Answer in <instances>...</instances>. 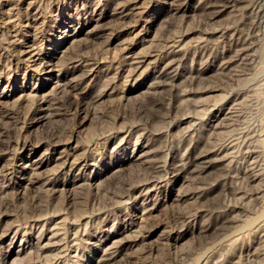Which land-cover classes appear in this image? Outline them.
<instances>
[{
	"label": "rangeland",
	"instance_id": "374dc122",
	"mask_svg": "<svg viewBox=\"0 0 264 264\" xmlns=\"http://www.w3.org/2000/svg\"><path fill=\"white\" fill-rule=\"evenodd\" d=\"M0 95V264H264V0H0Z\"/></svg>",
	"mask_w": 264,
	"mask_h": 264
},
{
	"label": "bare ground",
	"instance_id": "6f19581e",
	"mask_svg": "<svg viewBox=\"0 0 264 264\" xmlns=\"http://www.w3.org/2000/svg\"><path fill=\"white\" fill-rule=\"evenodd\" d=\"M174 4V3H173ZM179 5V4H178ZM169 6H170V4H169ZM173 7V6H172ZM132 10V9H131ZM101 19V18H100ZM96 22V21H95ZM99 22V21H98ZM63 23H65V26H63L62 27V29L60 30L61 31V35L59 36V39H61L60 40V42H58V44L56 45L57 46V48H63V49H61V53L63 54V53H65V51L67 50V47L64 49V47L69 43V42H71L72 41V39L73 38H75V36L77 35V33L79 32V30H77V26L76 25H74L73 23H67L66 21L65 22H63ZM102 25V24H101ZM94 30V29H93ZM92 32V31H91ZM98 32V31H97ZM92 34V33H91ZM95 35V34H94ZM80 37V36H79ZM72 38V39H71ZM23 45H25L24 47L25 48H27V50H25V51H29L28 50V48H31L33 45H31V43L29 42V41H26L25 42V44H23ZM70 45V44H69ZM68 53V52H67ZM64 56V55H63ZM43 57V56H42ZM59 57V56H58ZM65 58V57H64ZM63 58V59H64ZM130 58H131V60L133 61V62H138L139 60L137 59L138 58V56H136V55H130ZM77 65V64H76ZM56 66H57V64H56V62L54 61V58H51V59H49V61L46 63V66H45V68H44V70H45V72L44 73H46L47 74V82L48 81H52L53 80V78H52V76L54 75V72L57 70L56 69ZM83 66V65H82ZM169 66H171V65H169ZM81 68V67H80ZM59 71V70H58ZM65 75V74H64ZM65 78V77H64ZM83 79V78H82ZM63 82V81H62ZM54 83V82H53ZM60 83V82H59ZM61 84V83H60ZM63 85H65V84H63ZM61 87H62V85H61ZM61 89V88H60ZM1 96V95H0ZM33 164H34V161L33 162H28L24 167H23V171L24 172H26L27 171V169H29L31 166H33ZM29 171V170H28ZM260 198V197H259ZM259 200H261V199H259ZM256 226V225H255ZM235 233V232H234ZM233 234V233H232ZM238 234V233H237ZM234 235V234H233ZM229 236V235H228ZM227 236V237H228ZM232 236V235H231ZM231 240V239H230ZM234 240V239H233Z\"/></svg>",
	"mask_w": 264,
	"mask_h": 264
}]
</instances>
